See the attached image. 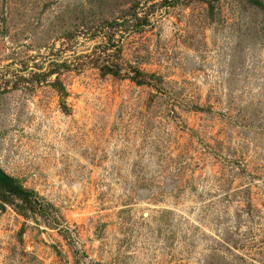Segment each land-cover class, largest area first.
<instances>
[{"label":"rangeland","instance_id":"374dc122","mask_svg":"<svg viewBox=\"0 0 264 264\" xmlns=\"http://www.w3.org/2000/svg\"><path fill=\"white\" fill-rule=\"evenodd\" d=\"M0 171V264H264V0H0Z\"/></svg>","mask_w":264,"mask_h":264},{"label":"trees","instance_id":"16d2710c","mask_svg":"<svg viewBox=\"0 0 264 264\" xmlns=\"http://www.w3.org/2000/svg\"><path fill=\"white\" fill-rule=\"evenodd\" d=\"M138 83H142L143 81H137ZM14 179L4 172L0 171V188L1 190L12 191L13 193H18L22 195L23 193H29L27 190L22 189L19 184L14 183Z\"/></svg>","mask_w":264,"mask_h":264}]
</instances>
